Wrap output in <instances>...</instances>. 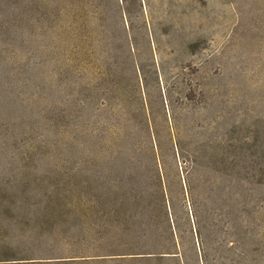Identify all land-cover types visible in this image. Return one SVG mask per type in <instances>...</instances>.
Here are the masks:
<instances>
[{
    "label": "rangeland",
    "instance_id": "374dc122",
    "mask_svg": "<svg viewBox=\"0 0 264 264\" xmlns=\"http://www.w3.org/2000/svg\"><path fill=\"white\" fill-rule=\"evenodd\" d=\"M125 4L130 28L96 0H0V261L264 264V0ZM126 172L159 183V212L129 215ZM167 212L180 255L115 257L140 225L169 235Z\"/></svg>",
    "mask_w": 264,
    "mask_h": 264
},
{
    "label": "trees",
    "instance_id": "16d2710c",
    "mask_svg": "<svg viewBox=\"0 0 264 264\" xmlns=\"http://www.w3.org/2000/svg\"><path fill=\"white\" fill-rule=\"evenodd\" d=\"M97 7L100 12L106 14L108 12L113 11V8L118 6L120 9L122 19L124 20L126 26L130 28L131 23H133V19L130 17V12L126 9V0H96ZM179 152H185L182 147H178ZM190 158V156H189ZM188 160V159H187ZM207 161V165L204 173V184L207 189V198L211 199L215 204L213 208V212L216 213L219 217L227 218L230 215V210L227 209V203L233 197V172L229 165L225 166V169H217L214 167V163L216 160L213 157H210ZM190 162H196V159H191ZM112 180H114L111 177ZM124 179L131 181L134 180L136 182V186L132 187V189L126 190L125 193L122 194L121 198L123 201H131L128 213L132 215L133 213H143L154 215L155 213L161 210L160 200L161 196H163V189L160 187L159 183L157 184L150 182L143 174L136 176L133 173H125ZM226 179V180H225ZM157 180V176H156ZM160 196V200L158 199ZM126 203V202H123ZM163 205V204H162ZM163 210V208H162ZM168 213V212H167ZM173 216V214H172ZM168 219V230L170 231L169 235L163 236V238L157 239V241L153 243H149L145 233L143 232V228L141 225L138 227L140 229V233L138 235V240L136 241L135 252L131 253H117L114 255H118L115 257H123L122 254H132V256H144L145 254L155 253L151 252L154 250H161L159 253L168 256H177L180 255V248H182L183 243L181 241L178 227L173 220V217H170V214H167ZM126 230H130L131 225L126 223ZM221 228V226H219ZM223 229V226H222ZM121 255V256H119ZM102 258L103 257H96ZM88 260V259H85ZM74 261L81 260H57V261H40V260H25V261H0V264H70Z\"/></svg>",
    "mask_w": 264,
    "mask_h": 264
}]
</instances>
